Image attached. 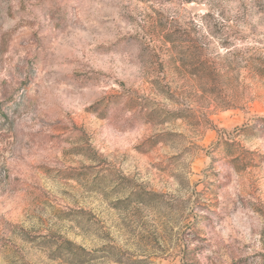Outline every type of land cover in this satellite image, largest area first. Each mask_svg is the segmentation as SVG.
I'll list each match as a JSON object with an SVG mask.
<instances>
[{"label":"rangeland","instance_id":"obj_1","mask_svg":"<svg viewBox=\"0 0 264 264\" xmlns=\"http://www.w3.org/2000/svg\"><path fill=\"white\" fill-rule=\"evenodd\" d=\"M0 264H264V0H0Z\"/></svg>","mask_w":264,"mask_h":264}]
</instances>
